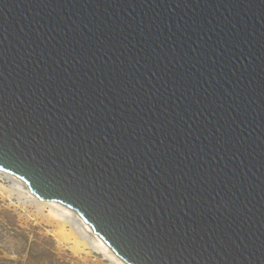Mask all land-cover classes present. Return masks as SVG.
Returning <instances> with one entry per match:
<instances>
[{
  "label": "water",
  "instance_id": "1",
  "mask_svg": "<svg viewBox=\"0 0 264 264\" xmlns=\"http://www.w3.org/2000/svg\"><path fill=\"white\" fill-rule=\"evenodd\" d=\"M0 171L126 264H264V0H0Z\"/></svg>",
  "mask_w": 264,
  "mask_h": 264
},
{
  "label": "rangeland",
  "instance_id": "2",
  "mask_svg": "<svg viewBox=\"0 0 264 264\" xmlns=\"http://www.w3.org/2000/svg\"><path fill=\"white\" fill-rule=\"evenodd\" d=\"M85 244L75 252L73 242ZM67 206L32 196L16 177L0 171V264H126ZM112 251V254L111 252Z\"/></svg>",
  "mask_w": 264,
  "mask_h": 264
},
{
  "label": "bare ground",
  "instance_id": "3",
  "mask_svg": "<svg viewBox=\"0 0 264 264\" xmlns=\"http://www.w3.org/2000/svg\"><path fill=\"white\" fill-rule=\"evenodd\" d=\"M26 188H27V187H26ZM85 226H87V228H90V226L87 225V224H86ZM61 230H62V233H64V236H65L67 239L72 240V242H73V246H72V248L75 250V252L79 253V252H81V251H84V248H83V247L85 246V244L82 243L81 241H79L75 236L70 237V236H71V232H67V231L65 230V226H64L63 224H61ZM91 230H92V229H91ZM96 241H97V244H98L101 248H103V251L107 249L106 244H105V243L102 241V239L99 238L98 236H97V238H96ZM110 252H111V254H112V251H110Z\"/></svg>",
  "mask_w": 264,
  "mask_h": 264
}]
</instances>
